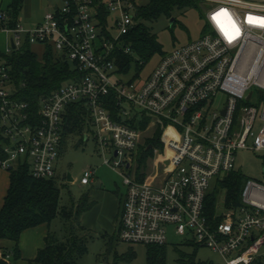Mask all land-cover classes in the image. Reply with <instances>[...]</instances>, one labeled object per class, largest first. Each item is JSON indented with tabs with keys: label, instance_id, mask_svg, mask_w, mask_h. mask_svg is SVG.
I'll return each mask as SVG.
<instances>
[{
	"label": "built area",
	"instance_id": "1",
	"mask_svg": "<svg viewBox=\"0 0 264 264\" xmlns=\"http://www.w3.org/2000/svg\"><path fill=\"white\" fill-rule=\"evenodd\" d=\"M200 1L211 3L205 33L164 55L142 84L118 73L112 56L119 46L132 52L121 39L136 24L134 0H61L30 27L20 19L9 25L12 10L1 11L0 30L10 32L11 41L0 50V121L8 139L0 166L8 169L21 158L36 178L55 176L68 106L80 103L103 163L127 185L120 239L163 245L172 224L178 234L220 254L224 264H264V181L246 179L240 203L228 207L222 199L214 221L205 211L207 192L234 170L238 151H264V0ZM26 43L51 47L82 72L41 97L36 110L13 97L3 54ZM254 86L261 106H239L252 100L253 92L246 94ZM221 93L225 101L218 99ZM109 101L119 106L117 114ZM143 115L165 128L156 181L138 180L132 172L142 129L128 120ZM94 174L93 167L86 169L80 183L90 184ZM12 257V249L0 245V258Z\"/></svg>",
	"mask_w": 264,
	"mask_h": 264
},
{
	"label": "trees",
	"instance_id": "2",
	"mask_svg": "<svg viewBox=\"0 0 264 264\" xmlns=\"http://www.w3.org/2000/svg\"><path fill=\"white\" fill-rule=\"evenodd\" d=\"M95 1L98 2V0ZM196 1L147 0L146 3H139L138 0H134L136 24L121 39V44L130 45L132 52L127 53L119 46L112 54L118 73L127 75L135 70L133 75L136 77L156 53L166 55L167 53L163 51L161 43L147 21H153L163 14L171 16L175 7L193 6ZM23 3L24 0H13L9 25H14L19 19ZM99 8L101 10V6ZM100 16L105 23L108 12L103 10ZM44 50L45 53L40 55L31 44L26 43L10 53H3L11 66V81L15 88L13 97L27 101L33 110L38 109L41 97L60 87L63 82L75 80L82 75L77 68L72 69L70 61L59 56L51 47H46ZM108 108L113 114H117L119 106L114 101H109ZM67 110L63 137L66 130L82 131L84 117L87 114L80 103L69 105ZM118 119L121 120L119 117ZM151 120L150 116L143 115L141 118L128 121L133 126L143 129ZM7 141L0 121V161L8 157L4 148ZM149 144L148 148L137 150L136 178L141 181L145 176L148 159L153 155L154 149L163 148L160 142V130L150 138ZM7 170L9 171V187L0 208V243L2 240H10L14 245L10 248L0 244L13 251V257L11 259L0 258V264H19L21 260H24V264H81L80 258L88 250L90 237L89 228L81 221L82 212L90 208L91 203L88 201V196L84 195L79 200H72L70 204H63L61 201L62 186L57 176L36 178L31 172L30 163L21 158ZM245 180L242 174L231 170L223 178H219L213 188L209 189L206 195L205 211L211 221H214L218 212L221 197L228 207L240 203ZM57 218L63 221L64 226L61 233L49 231L45 237V245L39 249L37 255L34 258L24 259L19 247L23 231L41 223L51 225ZM150 245L149 264H166L165 244ZM190 264L211 263L194 260Z\"/></svg>",
	"mask_w": 264,
	"mask_h": 264
},
{
	"label": "rangeland",
	"instance_id": "3",
	"mask_svg": "<svg viewBox=\"0 0 264 264\" xmlns=\"http://www.w3.org/2000/svg\"><path fill=\"white\" fill-rule=\"evenodd\" d=\"M12 0H0V12H7L10 9ZM61 0H26L22 8L19 19L25 26L31 25L32 22L39 19L45 10L52 3ZM139 3H146L147 0H138ZM211 3L196 1V4L189 7H175L171 16L161 15L153 21H147L152 31L156 34L158 41L161 43L163 51L168 53L174 48L187 44L205 33L206 11ZM31 18H30V17ZM174 19V25L171 19ZM8 35L4 31H0V47L5 49ZM32 48L40 55L45 53L44 46L41 44H32ZM162 54L156 53L142 68L140 74L135 80L138 84H142L151 74L155 66L162 58ZM72 69L76 66L70 62ZM132 70L129 74L124 75L125 78H131L135 74ZM253 92L252 100H241L239 106L248 105L250 103L260 107L262 102V94L259 88L251 87L249 93ZM226 94L221 93L219 100L225 101ZM260 115V114H259ZM84 129L77 131H68L64 134L61 143L60 155L55 163L56 176L59 184L62 186V203L70 204L72 200H78L84 195L90 198L94 195V189L114 188L115 197H123L127 190L123 175L103 163V154L98 147L93 132V125L90 123V117L86 115ZM154 120L148 122L142 129V136L137 150L146 149L150 145V138L155 132L160 130V142L164 147L165 128L161 123ZM261 127V120L258 118L255 132L257 133ZM65 129V125H64ZM153 152L151 164L157 163L159 157L164 155V148H155ZM154 149V150H155ZM107 155H110L107 153ZM157 161V162H156ZM15 163V162H14ZM12 162V164H14ZM90 167L96 169V181L88 186L82 185L80 179L84 171ZM157 175L160 173L156 166ZM235 171L243 175L245 179H256L264 181V151H254L252 149L239 150L235 162ZM7 169L0 167V176H6ZM71 176L72 180L69 179ZM3 178V177H2ZM103 181V185L98 181ZM6 183V179L4 181ZM216 182L212 185L213 188ZM117 190V191H116ZM101 192V191H100ZM104 193V192H102ZM112 196L107 194L101 203L103 206L109 205ZM223 199L222 197L220 200ZM104 214V213H103ZM115 217H107L108 222H101L97 225L89 227L90 237L88 240V250L80 258L81 264H149L150 244L128 242L120 239L118 234V222ZM83 223V222H82ZM84 224V223H83ZM95 224V223H94ZM63 221L59 218L55 219L50 225L49 231L61 233ZM105 226V227H104ZM107 231H104V230ZM167 241L164 245L166 251V264H190L192 261L204 262L211 264H224V260L220 254L213 251L206 245L197 244L194 239L178 234L174 225H166ZM155 245V244H154ZM32 257L29 253L24 254V259ZM24 264V260L18 262Z\"/></svg>",
	"mask_w": 264,
	"mask_h": 264
},
{
	"label": "crops",
	"instance_id": "4",
	"mask_svg": "<svg viewBox=\"0 0 264 264\" xmlns=\"http://www.w3.org/2000/svg\"><path fill=\"white\" fill-rule=\"evenodd\" d=\"M12 2H13V0L10 3V9L9 10H12V7H11ZM25 3H26V0H24L23 7H24ZM56 3L57 2L52 3L50 5V7L45 10V12L47 10H49L50 8L56 6ZM45 12L43 13V15L39 19L32 22L31 25H29V27L35 25L36 23L41 22L44 18ZM19 15H20V13H19ZM3 25H4V22L0 20V28ZM0 31H4L8 35H10L7 38L5 49H2L0 47L1 51H7V49L10 46L11 33L8 32L7 30H4V29H1ZM154 151H157V150L155 149ZM137 154H138V151L136 150V152L132 155V159H133V162L135 164V166L132 168V172L135 175V177L137 176L136 171H137V165H138ZM153 155L150 156L148 159V167L146 169L145 176H144L143 180L156 181L157 179L160 178L161 173H159L157 175L158 171L156 170V166H157L158 170L160 171V168H161L160 160H158V162L156 161L157 163H154V165L151 164L150 161L152 160ZM95 173H96V169H95ZM5 179H6V183H4ZM95 181H96V177L94 174L90 183H94ZM98 183L103 185V181L99 180ZM88 185L89 184H85V186H88ZM8 187H9V171L7 170L5 178H4V176H0V208L2 206L4 197L7 193ZM93 191H94V195L92 198H90V196L87 194L88 201L91 204H90V208H88L87 210L82 212L81 221L84 223V225L87 228H89L91 225H97L101 222H103V223L108 222L107 217H115V219H117L118 215L120 214V218H119V222H118V226H117L118 227L117 229L119 231L120 226H121L122 215H123V203H124V198H125L126 193L124 194V196L122 198L119 197V199H117V197H115L116 193H115L114 188H99V189L97 188V189H94ZM102 192H104V193H102ZM107 194H110L113 197L112 198L113 202L111 201V203L109 205L103 206V203H101V202L103 201L104 196ZM49 229H50V225L48 223H41L37 226L27 228L26 230L23 231L21 238H20V241H19V247L21 249V253H22L23 257H24V254H27V253H29V255L32 256L30 258H34L37 255L39 249L45 245V237L47 236ZM104 231H107V230L105 229ZM0 244L7 246V247H10V248H12L14 245V243L10 240H2Z\"/></svg>",
	"mask_w": 264,
	"mask_h": 264
},
{
	"label": "water",
	"instance_id": "5",
	"mask_svg": "<svg viewBox=\"0 0 264 264\" xmlns=\"http://www.w3.org/2000/svg\"><path fill=\"white\" fill-rule=\"evenodd\" d=\"M171 23H174V19H173V18L171 19ZM12 45H13V47H15V44H14V43H13ZM225 112H226V109H224V110L222 111L223 114H224ZM9 168H11V166H10ZM69 179L72 180L71 176H69Z\"/></svg>",
	"mask_w": 264,
	"mask_h": 264
}]
</instances>
